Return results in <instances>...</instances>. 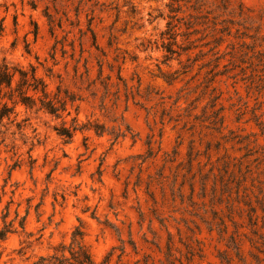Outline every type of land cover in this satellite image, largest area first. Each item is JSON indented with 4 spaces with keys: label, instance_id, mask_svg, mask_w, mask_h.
Listing matches in <instances>:
<instances>
[{
    "label": "rangeland",
    "instance_id": "obj_1",
    "mask_svg": "<svg viewBox=\"0 0 264 264\" xmlns=\"http://www.w3.org/2000/svg\"><path fill=\"white\" fill-rule=\"evenodd\" d=\"M3 61L74 100L0 136V264L76 228L93 264H264V0H0Z\"/></svg>",
    "mask_w": 264,
    "mask_h": 264
},
{
    "label": "trees",
    "instance_id": "obj_2",
    "mask_svg": "<svg viewBox=\"0 0 264 264\" xmlns=\"http://www.w3.org/2000/svg\"><path fill=\"white\" fill-rule=\"evenodd\" d=\"M259 82L264 83V79L260 78ZM260 83V84H261ZM259 90H264V85H259ZM32 95H29V93ZM65 94L66 91H65ZM72 97H63L60 87L54 94L47 92V85L40 78L36 77V68L29 66L28 70H24L18 66L10 65L3 61L0 64V136L3 137L8 128L12 124H16L18 116L16 108L23 106L26 110H36L45 112L56 119L62 118V114L67 111L68 101L73 102ZM69 115V113H68ZM259 125V124H258ZM65 126L56 129L57 134L70 141L73 131ZM4 141L2 139L0 144ZM4 238V234L0 235ZM83 232L76 228L71 237L69 247L61 244L59 249L49 257H41L37 264H93L92 257L83 244ZM67 250L69 256L63 253Z\"/></svg>",
    "mask_w": 264,
    "mask_h": 264
}]
</instances>
